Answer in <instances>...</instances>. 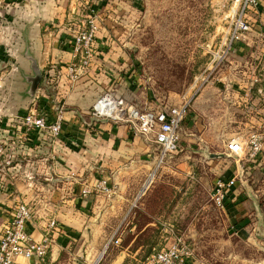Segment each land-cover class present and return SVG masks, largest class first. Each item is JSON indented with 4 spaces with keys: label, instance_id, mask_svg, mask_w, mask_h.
<instances>
[{
    "label": "rangeland",
    "instance_id": "1",
    "mask_svg": "<svg viewBox=\"0 0 264 264\" xmlns=\"http://www.w3.org/2000/svg\"><path fill=\"white\" fill-rule=\"evenodd\" d=\"M244 3L245 0H78L70 9V0H63L62 30L54 35L62 45L58 49L71 51L73 35L94 20L99 25L97 39L112 42L95 50L118 55L109 66L107 61L103 71L113 80L105 92L122 97L127 92L137 93L153 103V109L188 103L190 116L181 124V147L173 153L179 159L185 157L177 164L163 163L149 185L156 188L160 198L153 203V210H168L172 217L132 218L139 224L154 221L153 231L141 240V264L180 234L207 264H264V213L259 218L256 243L248 245L232 235L227 214L211 199L216 179L225 176L230 168L242 169L246 163L228 154L226 143L232 138L245 139L250 132L261 129L251 121L253 111L248 103L253 90L264 96V91L259 92L264 90V33L260 28L264 22L257 12L263 3L246 10L251 28L233 42L235 23ZM0 9L4 10V6ZM8 14L3 20L9 18ZM8 38L10 31L1 28L0 83L5 86L0 94V124L10 118L21 120L16 131L22 136L26 134L22 123L25 114L33 108L41 109L39 89L50 64H43L39 57L36 65L41 79L34 89V63H22L19 70L11 73L13 65L5 60L6 55L24 54L26 47H13L7 43ZM31 49L40 53V47ZM203 132L221 140L222 145L207 148L192 141V133ZM16 145L12 149L14 156ZM180 163L189 168L183 176L178 174L182 170ZM254 173L251 181L258 186L264 181V170L258 167Z\"/></svg>",
    "mask_w": 264,
    "mask_h": 264
},
{
    "label": "crops",
    "instance_id": "2",
    "mask_svg": "<svg viewBox=\"0 0 264 264\" xmlns=\"http://www.w3.org/2000/svg\"><path fill=\"white\" fill-rule=\"evenodd\" d=\"M42 1L0 0V7L4 6V10L0 9V19L5 13H9L10 18L19 9L25 11V17L35 14L47 17V21L39 17L37 26L41 62L50 64L39 89L42 95L40 108L51 120L61 112L64 117L63 131L59 137L47 131L20 136L16 127L21 120L10 118L2 123L1 134L11 145H17L12 163H0V230L8 223L7 209L18 202H26L34 208L29 228L35 239H42L51 219L57 221L58 227L49 233L53 241L46 261L42 263L36 257L19 258L21 264H93L102 254L98 264H141L144 246L141 240L153 231L154 221L139 224L132 218L172 217L168 210H153V203L160 198L155 192L156 188L151 189L150 184L144 186L145 181L150 178L152 183L150 176L153 175L154 179L163 163L177 164L185 156L179 159L171 154L161 163L157 144L134 134L128 124L115 123L107 118L92 119L90 108L113 81L109 75L103 74L107 61L109 66L118 59V55L100 54L96 50L91 65L77 81L72 82L67 75L68 66L77 58L73 49H58L62 45L55 37L62 30L63 0H49L45 6L47 11L41 7L44 6ZM260 1L263 4L259 5L257 12L264 22V0ZM70 2L72 9L78 0ZM260 28L264 33V27ZM109 45H112L110 40L97 39L96 47ZM48 89L52 91L49 93ZM133 94L127 92L123 97L131 99L130 102L141 109L155 107L153 103L141 99V95ZM263 99L264 96L253 90L248 103L253 111L251 121L258 128L261 127V132L256 130L262 134L260 152L254 157L245 156L243 159L246 163L242 169L230 168L223 176H238L223 211L229 218L232 235L248 245L256 243L259 218L264 213V181L258 186L251 181V174L254 178L256 168L264 170ZM235 101L239 102L238 99ZM169 107L153 110L161 111ZM189 116L190 112L185 120ZM193 135L192 141L201 146L222 145L221 140L211 137L208 132ZM179 165L182 170L178 174H187L189 168H185L184 163ZM101 178L107 180L112 189L110 194L103 191L83 194L82 189L86 184H94ZM172 185L177 187V184ZM231 264L238 262L232 261Z\"/></svg>",
    "mask_w": 264,
    "mask_h": 264
},
{
    "label": "built area",
    "instance_id": "3",
    "mask_svg": "<svg viewBox=\"0 0 264 264\" xmlns=\"http://www.w3.org/2000/svg\"><path fill=\"white\" fill-rule=\"evenodd\" d=\"M260 0H245L242 13L236 20L235 29L232 34V41L240 39L243 32L250 30L251 26L247 19L246 10L258 6ZM99 32V25L96 21L90 20L87 28L77 31L72 38L73 52L77 61L68 66V77L75 82L91 65L96 55V42ZM264 90L260 89L259 92ZM264 102V99H263ZM188 114V103L171 106L161 111L153 109H141L121 96L111 92L102 94L93 105L91 115L96 118H107L115 123L128 124L134 134L143 136L149 142H154L159 148V161L162 162L181 147V124ZM64 117L61 112L55 115L53 120L43 110L31 109L23 119V129L26 135L34 132L47 131L54 137H59L63 131ZM1 122V119H0ZM262 148V134L253 131L243 139L232 138L226 143L228 154L235 155L241 161L245 156L254 157ZM13 145L4 135L1 134L0 124V163L10 165L13 159ZM150 177L153 178V175ZM238 176L233 178L219 177L214 183L211 193L213 202L221 208L226 205L232 188L237 182ZM151 182L149 178L144 186ZM111 193L106 179L101 178L94 184H86L83 194L93 192ZM8 223L1 230L0 235V264H21L19 258L30 259L36 257L40 262L46 261L48 251L52 244V237L49 235L52 229L58 227L57 221L51 219L46 227L45 234L41 240L33 237L29 223L34 217V208L26 202H18L10 209ZM115 242H119L115 240ZM146 264H207L199 258L191 243L180 234L171 240L167 245L149 255Z\"/></svg>",
    "mask_w": 264,
    "mask_h": 264
},
{
    "label": "water",
    "instance_id": "4",
    "mask_svg": "<svg viewBox=\"0 0 264 264\" xmlns=\"http://www.w3.org/2000/svg\"><path fill=\"white\" fill-rule=\"evenodd\" d=\"M49 0H43L42 4L44 6L42 9L44 11H47L45 6L48 4ZM37 5V4H35ZM34 5V6H35ZM39 5V4H38ZM16 13L15 15H12L8 19H0V26L7 30L10 31V40L8 44L12 45L13 47L15 46H23L26 47V53L24 54H17V53H12L6 55L5 60L13 65L11 73H14L15 71L20 69V64L22 63H27V62H32L34 63V70H35V76L31 78L32 80V86L34 89L37 88V83L41 79V71L36 65L39 62V57L40 53L36 54V52L31 49L32 47H39L38 42H37V26H38V21L41 19L43 21H47V17L44 15H38L35 14L33 17H25L24 13L25 11H20ZM40 17V19H39ZM12 33V34H11ZM39 51V50H38ZM40 52V51H39ZM3 59V55L0 57ZM19 64V65H18ZM25 72V71H23ZM26 73V72H25ZM16 76V75H13ZM17 76H20V72ZM27 76V75H26ZM29 76H27L28 78ZM5 83L1 82L0 83V94L1 91L4 89ZM93 120H98L99 118H92ZM104 119V118H102ZM234 158H236L235 155H231ZM260 218H263L262 215H260Z\"/></svg>",
    "mask_w": 264,
    "mask_h": 264
},
{
    "label": "trees",
    "instance_id": "5",
    "mask_svg": "<svg viewBox=\"0 0 264 264\" xmlns=\"http://www.w3.org/2000/svg\"><path fill=\"white\" fill-rule=\"evenodd\" d=\"M39 107H41V101H40V103H39Z\"/></svg>",
    "mask_w": 264,
    "mask_h": 264
}]
</instances>
